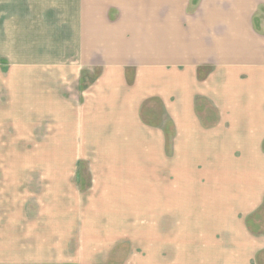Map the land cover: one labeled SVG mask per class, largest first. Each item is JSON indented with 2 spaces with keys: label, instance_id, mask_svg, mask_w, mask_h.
<instances>
[{
  "label": "crops",
  "instance_id": "crops-1",
  "mask_svg": "<svg viewBox=\"0 0 264 264\" xmlns=\"http://www.w3.org/2000/svg\"><path fill=\"white\" fill-rule=\"evenodd\" d=\"M6 4L37 163L93 168L0 198V262L264 264V0Z\"/></svg>",
  "mask_w": 264,
  "mask_h": 264
},
{
  "label": "rangeland",
  "instance_id": "rangeland-1",
  "mask_svg": "<svg viewBox=\"0 0 264 264\" xmlns=\"http://www.w3.org/2000/svg\"><path fill=\"white\" fill-rule=\"evenodd\" d=\"M0 14L1 29L8 15L6 0H0ZM257 15L264 22V6ZM4 36L0 37V40L6 43ZM14 56L12 50L0 48V198L4 210L12 207L18 193H23L25 204H44L42 196L53 184V174L62 171L70 176L73 183L76 182L78 189H82V171L89 172L92 171L90 168H93L92 165H86V169H82V165L79 164L37 163L46 157L56 155V150H48L46 146L52 140L61 139V132H57L55 125L51 123L40 124L38 120L32 123L31 118L22 115L23 111L17 108L16 80L21 75L16 69L18 64ZM157 122L159 125L162 124L163 118H157ZM59 150L58 156L68 155L64 150ZM167 151L169 152V149ZM75 173L80 181L77 179L73 181ZM259 222L264 225V214ZM0 264H15V262H0Z\"/></svg>",
  "mask_w": 264,
  "mask_h": 264
}]
</instances>
